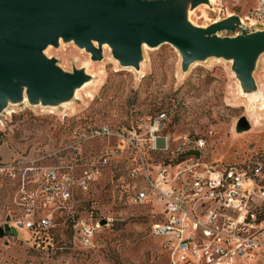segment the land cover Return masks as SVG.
<instances>
[{
  "label": "rangeland",
  "instance_id": "374dc122",
  "mask_svg": "<svg viewBox=\"0 0 264 264\" xmlns=\"http://www.w3.org/2000/svg\"><path fill=\"white\" fill-rule=\"evenodd\" d=\"M235 15H243L236 9ZM202 5L189 12V22L209 25ZM202 15V16H201ZM65 72L84 69L91 77L74 98L57 107L30 106L26 101L8 105L0 113V165L36 159L62 151L72 144L70 133L86 124L107 125L113 131L136 129L143 133L157 114H166V132L173 140L187 135L203 139L202 155L212 164H241L264 159V54L253 71L256 90L244 94L231 70L232 63L207 59L181 70V58L169 44L143 48L139 70L122 68L110 49L103 48L102 60L93 62L72 42L44 50ZM245 117L250 129L237 133L236 123ZM116 146V139L96 140L83 145L79 155L69 150L45 159L46 165L67 164L80 159V167ZM172 148L176 143L173 141ZM143 148V147H142ZM146 148L144 147V152ZM162 155V154H161ZM150 153L148 162L162 156ZM132 160L124 153L101 166V174L87 191L73 190L71 199L48 211L38 212L34 221L47 216V230H25L16 221L25 218L24 193L35 204L41 201L31 182L23 186L22 175H0V228L12 232L0 237V264H166L161 240L151 234L157 207L131 205L127 195L133 183L126 178ZM105 225L95 233L92 245L83 247L73 230L76 222Z\"/></svg>",
  "mask_w": 264,
  "mask_h": 264
},
{
  "label": "built area",
  "instance_id": "2783aa9c",
  "mask_svg": "<svg viewBox=\"0 0 264 264\" xmlns=\"http://www.w3.org/2000/svg\"><path fill=\"white\" fill-rule=\"evenodd\" d=\"M203 6L209 25L235 15L236 8L243 11L242 16L236 15L243 26L264 30V0H209ZM165 120L164 112L157 114L141 134L136 129L116 132L107 125L86 124L71 131L72 144L62 151L0 165V175H22L23 186L29 176L34 177L31 182L41 195L38 205L31 195H22L21 200L28 201L25 218L16 225L27 231L49 229L47 216L33 220L37 208L48 211L68 202L74 189L87 191L100 176L101 166L125 152L132 160L125 178L133 183L127 201L157 207L151 234L161 240L166 264H264V159L212 164L202 155L203 139L184 135L173 140L165 133ZM110 139H116V146L94 158L89 167H80L77 158L67 164L45 163L60 152L69 150L77 156L83 145ZM150 153L165 159L148 162ZM100 228L98 222L73 225L79 243L86 248Z\"/></svg>",
  "mask_w": 264,
  "mask_h": 264
},
{
  "label": "water",
  "instance_id": "95a60500",
  "mask_svg": "<svg viewBox=\"0 0 264 264\" xmlns=\"http://www.w3.org/2000/svg\"><path fill=\"white\" fill-rule=\"evenodd\" d=\"M208 4L209 0H0V113L24 101L30 106H60L90 81L84 69L65 72L44 55L60 41L72 42L93 62L102 60L107 46L122 68L136 71L144 47L169 44L178 52L183 72L211 58L230 61L242 92L251 94L256 90L252 74L264 54V30H249L236 15L205 28L192 25L189 12ZM222 33L233 36L221 37ZM249 129L241 117L236 132ZM10 232L5 224L0 237Z\"/></svg>",
  "mask_w": 264,
  "mask_h": 264
},
{
  "label": "trees",
  "instance_id": "16d2710c",
  "mask_svg": "<svg viewBox=\"0 0 264 264\" xmlns=\"http://www.w3.org/2000/svg\"><path fill=\"white\" fill-rule=\"evenodd\" d=\"M162 159H165V157L162 156Z\"/></svg>",
  "mask_w": 264,
  "mask_h": 264
},
{
  "label": "bare ground",
  "instance_id": "6f19581e",
  "mask_svg": "<svg viewBox=\"0 0 264 264\" xmlns=\"http://www.w3.org/2000/svg\"><path fill=\"white\" fill-rule=\"evenodd\" d=\"M211 1V0H210Z\"/></svg>",
  "mask_w": 264,
  "mask_h": 264
}]
</instances>
